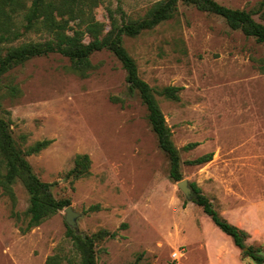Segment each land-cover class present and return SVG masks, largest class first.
<instances>
[{"label": "rangeland", "instance_id": "1", "mask_svg": "<svg viewBox=\"0 0 264 264\" xmlns=\"http://www.w3.org/2000/svg\"><path fill=\"white\" fill-rule=\"evenodd\" d=\"M159 1L100 0L93 13L108 31L113 17L142 18ZM216 1L252 11L264 23L263 0ZM49 37L32 32L24 40ZM124 44L152 86L182 87L179 101H159L181 150L183 180L196 183L223 217L246 230L247 244L264 245V44L224 17L183 2L172 19L125 36ZM91 60L95 67L87 77L71 70L69 58L52 53L4 78L0 115L26 145L53 141L28 159L79 216L78 229L67 223L64 208L23 233L28 191L17 180L13 201L0 189V264H46L58 249L73 258L63 264H77L68 227L83 235L116 233L97 241V264H256L171 179L147 108L130 93L119 59L102 50ZM8 83L20 91L8 94ZM192 142L199 144L183 149ZM208 152L214 153L210 162L186 163ZM85 153L90 174L69 177L76 155ZM182 248L186 254L174 260Z\"/></svg>", "mask_w": 264, "mask_h": 264}, {"label": "trees", "instance_id": "2", "mask_svg": "<svg viewBox=\"0 0 264 264\" xmlns=\"http://www.w3.org/2000/svg\"><path fill=\"white\" fill-rule=\"evenodd\" d=\"M194 5L202 11L224 17L233 29H242L248 36H253L264 44V23L254 18L252 11L234 9L216 0H161L153 4L144 17L127 18L122 21L113 17L110 29L105 31V24L96 19L93 8L100 0H0V88H3L5 76L15 67L25 64L30 59L59 53L71 62V70L82 76L90 75L95 67L91 57L95 52L109 50L122 63L131 94H138L147 108V119L156 133L159 147L165 153L170 164V177L176 182L183 180V160L181 150L176 146L173 132L168 125L161 108L159 97L179 101L182 87L166 85L154 87L139 72L135 58L124 44V37H135L161 23L172 19L179 9V3ZM264 4V0L262 2ZM71 22L75 23L71 25ZM71 31V32H70ZM47 33L49 38L42 40H24L29 33ZM89 33L91 39L85 41ZM8 94L16 95L19 86L8 83ZM18 141L12 133L10 122L0 115V189L16 200L14 183L20 180L30 196L27 209L28 221L21 226L23 233L41 225L58 211L71 205L69 198H57L53 194V183L42 180L34 171L28 157L47 149L51 139L38 140L26 145V137ZM199 143L192 142L184 150L195 148ZM214 153L208 152L194 159L187 160L190 165H203L213 160ZM91 157L89 154H77L74 167L68 172L69 177L79 179L90 174ZM195 191L192 201L203 208L214 223L241 250L244 258H251L256 264H264V245L247 244L249 233L223 217L213 201L203 193L196 183L191 184ZM115 232L100 230L92 235L77 233L68 227L67 236L73 242L79 260L77 264H97L96 243L107 237H115ZM73 263V258L58 249L48 256L46 264Z\"/></svg>", "mask_w": 264, "mask_h": 264}, {"label": "water", "instance_id": "3", "mask_svg": "<svg viewBox=\"0 0 264 264\" xmlns=\"http://www.w3.org/2000/svg\"><path fill=\"white\" fill-rule=\"evenodd\" d=\"M178 186L181 188V190L185 193L187 198L190 200L193 199L195 195V191L192 187L189 186L188 180L184 179L180 182H178ZM66 221L67 223L72 227L78 229L77 224V217L79 216V213L74 211L73 207L70 205L66 208Z\"/></svg>", "mask_w": 264, "mask_h": 264}, {"label": "built area", "instance_id": "4", "mask_svg": "<svg viewBox=\"0 0 264 264\" xmlns=\"http://www.w3.org/2000/svg\"><path fill=\"white\" fill-rule=\"evenodd\" d=\"M186 254V250L185 249H178L176 251L173 252L172 254V258L174 260H179L181 257H183Z\"/></svg>", "mask_w": 264, "mask_h": 264}]
</instances>
